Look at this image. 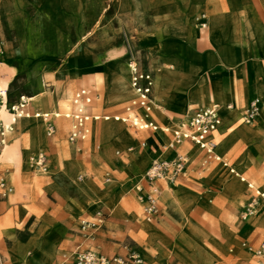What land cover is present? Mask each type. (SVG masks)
<instances>
[{
    "label": "rangeland",
    "instance_id": "rangeland-1",
    "mask_svg": "<svg viewBox=\"0 0 264 264\" xmlns=\"http://www.w3.org/2000/svg\"><path fill=\"white\" fill-rule=\"evenodd\" d=\"M207 2H216L220 6H206ZM183 4L193 6L191 24L186 21ZM215 6L219 8L223 21L218 30L210 22ZM0 13L7 14L16 23V32L8 37L10 44L7 47L15 50L18 65L9 68L0 63V79L6 95L29 96L25 97L27 105L21 109L20 118L5 132L0 148L5 142L13 141L8 132L13 127V134L21 137L24 151L32 157L42 153L46 165L42 169L32 162L33 167L22 172L28 158L23 160L22 157L16 166V160L9 161L0 156V170L11 187L10 192L0 197V264H72V250L75 243L81 241L84 246L107 257L137 254L144 264H182L175 252L182 250L189 257L193 242L208 250V258L202 264H264V258H258L249 249V246L254 248L264 243V221L255 225L250 223L264 213V202L253 188L247 187L250 185L259 192L264 191V147L257 150L260 146L256 144L240 146L238 142L242 139L253 143L259 133L248 128H245V135L237 129L225 137L218 131L211 133L218 141L216 152L233 165L236 173H245L240 174L243 181L227 174L228 167L222 166V159L201 168L202 151L189 143V146L196 147V152L190 156L186 154L187 175L177 179L174 186L181 188L185 202L172 207L160 204L163 216L153 222L160 224L149 223L154 227L162 224L167 237L162 230L161 234L170 245L168 249L160 245L159 240L152 241L138 234L146 222L140 217L129 186L134 178L142 176L148 163L137 172L131 170V163L122 158L124 153L140 151L138 141L151 131L111 117L125 116L126 106L133 111L128 113L131 119L137 111L129 101L133 88L127 64L133 63L138 70H153L155 83L151 95L155 99L169 90L176 92L174 95L190 106L183 95L194 92L197 80L208 69L197 64L195 59L204 60L209 54L213 62L218 61L207 42L216 49L220 59L233 50L248 58L260 54L264 62V0H0ZM182 21L181 31L173 30L172 24ZM233 27H236L235 31ZM200 28H203L201 33ZM236 36L241 39V48L238 52L232 48L227 50ZM203 38L207 42L201 40ZM187 39L189 58L180 59L175 52L168 50L172 41ZM141 40H151L145 43L151 56L138 45ZM0 41L3 43L1 37ZM137 49L143 52L139 57L134 56ZM156 56L160 57L161 64L155 61ZM73 71L78 76L72 75ZM259 85L264 86L263 83L257 84L255 95L264 115V92H257ZM81 87L90 90L94 113L109 115L110 119H89L86 122L89 132L79 144L82 151L77 152L76 146L67 141L68 119L58 117L55 122L63 131L55 127V132L47 136L45 119L40 116L59 114L71 108L72 96ZM65 94L69 96L64 98ZM34 95H44V98ZM49 95L48 100L46 96ZM120 95H128V98L120 99ZM118 99L117 103L106 105ZM49 101L51 106H47ZM212 103L214 106L218 104L215 99ZM183 118L181 121H186V116ZM61 119L65 121L66 129ZM154 121L157 124L153 131L159 152L157 159L161 156V142L168 143L163 130L167 124ZM175 121L168 126L169 129L176 127L180 119ZM31 123L37 126L24 143L26 127ZM238 123L255 126L244 123L241 115ZM127 138H132L130 146L121 145ZM263 142L264 133L258 144ZM218 167L220 173L224 172L226 192L234 186L244 187L227 197L216 177L206 178L212 168L216 170ZM105 171L111 175L109 182L104 181ZM258 172L261 178L256 176ZM79 175H83L82 180H77ZM84 181L89 186L82 187ZM169 190L179 192L177 188ZM204 190L212 192L203 197ZM253 198L258 204V214L241 219L238 212ZM85 204L93 205L92 210H84ZM128 208L133 209V217ZM98 210L104 213L103 222L90 236L84 235L80 221L91 220ZM123 264L137 263L129 259Z\"/></svg>",
    "mask_w": 264,
    "mask_h": 264
},
{
    "label": "crops",
    "instance_id": "crops-1",
    "mask_svg": "<svg viewBox=\"0 0 264 264\" xmlns=\"http://www.w3.org/2000/svg\"><path fill=\"white\" fill-rule=\"evenodd\" d=\"M213 4L219 5V3H216V2H211V3L207 2L206 6H211ZM183 6H184V15L186 16L187 20L191 24L193 22V19H192V17H193V6L188 7L185 4H183ZM194 24H195V22H194ZM194 24H193V27H194ZM15 28H16L15 21L11 20L7 14L0 13V37L3 39V43H1V53H0L1 60H0V63H4L9 68H12V67L16 68L18 66L16 64V52H15V50L13 48L11 49L10 47L9 48L7 47L10 44V40H8V37L14 36V33L16 32L14 30ZM202 29L203 28H200V33H201ZM235 29H236V27H233L234 31H235ZM201 40H206V39L203 38ZM233 40L235 42L228 44L227 50L229 48H232L235 50L237 49V52H238L239 51L238 48H241V46H242L241 39H238L236 36ZM146 42L149 43V42H151V40H141L138 45L141 47L143 52H147L151 56L149 48L145 47ZM206 42H207V40H206ZM171 43H172L171 44L172 47H169L168 50H172L173 52H175L180 59L187 57V51H188V47H189L188 46L189 45L188 39L185 41L176 40V41H172ZM207 44L213 50L218 61L213 62L212 57H210L209 54L206 55V58L204 60H199V58L195 59L197 64L203 65V67L208 68V69L206 70V73L204 75H202L197 80V85H196V89L194 90V92L190 95H187L185 92V95H183L185 97V100L189 103L190 106H188L184 101L179 100V98L176 95H174V93L170 92L169 90H165L162 93V95H160L159 98L155 99L153 97V95H151V91L153 90L154 83H155V77H154L153 70L151 71L149 69L148 70H140L139 69V71L144 72V73H148L152 77V87H151V91H150V95H151L150 96V102L152 105L151 110L145 116L142 108H140L138 105L131 104L132 99H134V97L136 95L134 90H133V95L129 100L130 104L133 107H135V109H137L133 118L131 119L130 114H128L130 111L133 112L132 109L130 110V106L125 107V113H126L125 116H120V115L111 116L112 119L115 121L120 120L122 122H126V121L132 122V121H136V120L139 121L140 120V121H146L145 123H151L152 126H154V128H153V127H139V125H138L139 128L147 129L151 132L143 134L141 140L138 141L137 149L140 151L123 154L122 158L124 159V161H129L131 163V167H132L131 170L140 172V170L142 168L143 169L145 168L147 163L149 166L151 161L153 159H156L155 157L158 156L159 152L157 150V138L153 134V131H155L157 128V124L154 123L155 122L154 120H156L157 122H159L162 125L167 124V125H165L163 130H164V133L167 137L166 142H169L171 140V137H172L171 132L174 129H176L177 127H179L181 124L186 123L187 120L189 119V117L194 113V111L198 108H201L200 105H203V107L214 106L211 99H209V96L207 95L208 92H211L214 94L212 96L214 97V99L218 103L217 106H215V107H217V112L219 113V117H220V119H222V123H219V125L217 126V128L214 131H216V132L218 131L220 135L225 137L226 135L230 134L232 132V130H234V129H237L240 132V134L245 135L246 134L245 128H248V129L252 130L253 132L259 133V137L253 143H249V142L247 143L245 140L240 139V140H238L240 146L243 144H246L247 146H251L252 144L253 145L256 144V145L260 146V148L257 150H260L264 147V142L262 144H258L259 139H261V135L264 133V115L261 114V110L259 111V115L255 119V121L248 124V125H255V126L248 127L246 125L238 123V118L240 115L242 116V114L244 112L243 109L245 108V106L248 105L249 102L254 98H257L259 100V98L256 97V95H255V91L257 88V84H260V83L264 84V62L262 61V57H260V54H259L256 57L248 58L247 56L240 55L239 53L236 54L232 50V52L227 51L228 52L227 55L220 59V57L217 55L216 49L213 46H211L208 42H207ZM5 47H7V48H5ZM12 51L15 53L11 54ZM154 53L155 52H153V54ZM187 58H189V57H187ZM71 74L74 75L75 77L78 76L76 74V72H74V71L71 72ZM130 80H131V74H130ZM199 80H201V82L198 84ZM175 85H176V83H175ZM176 86L180 89H183V87L179 86L178 84ZM81 89H85L86 94L90 97V101L88 103H85L83 100L78 101L77 103L74 102L75 94L77 92H79ZM197 92H200L201 95H195ZM34 96L35 97L39 96V98H44V95H34ZM68 96L69 95L65 94L64 98H66ZM110 96H112V95H110ZM120 96H121L120 99L128 98V95H120ZM20 97L28 98L29 96H26L23 94H21V95H7V104L11 105V104L19 102ZM46 98L49 100L50 95L46 96ZM91 99H92V94H91L90 90H88L85 87H81L78 90H76L72 96V100H71L72 107L71 108H68L65 111H61L59 114H52V113L48 114V118L50 116H52V118L49 120H51L53 122L54 127H56L59 131H63V130H60L58 128V122L57 121L55 122V120L58 117H61L63 119H68L70 121L69 125L67 127V141L69 144L76 146L77 152L82 151V147H80L79 144L85 139L86 136L83 139H77L76 141L71 142L68 140V135H69L70 127L74 121L72 115L78 111L80 104L83 107L82 109H83L84 113H86L88 115V119L84 123L85 127L87 129V134L89 132V129L87 127L86 122L89 119H98L100 117H102L104 120L110 119L109 115L100 116L99 114L94 113V111L91 107ZM120 99L112 100V101L106 103V105L115 104ZM26 102L27 101L25 100L23 107H25L27 105ZM227 105H230V107H227ZM47 106H51L50 101L48 102ZM127 107H129V109H127ZM260 107H261V104H260ZM40 109H42V108H40ZM20 116H21V113L16 115L15 121L17 118H20ZM184 116H186V118H187L186 121H181L182 119H184L183 118ZM115 117H118V118L116 119ZM177 119H180L179 123H177V126L174 127L173 129H169L168 126L171 124H175V122H176L175 120H177ZM132 124L135 125L133 122H132ZM36 126H37L36 124L34 125L31 123L30 125H28L26 127V134H25V137L23 140L24 143L29 140L30 131L32 132ZM230 126H233V128L231 130L229 129ZM65 129H66V127H65ZM13 131H14L13 127L10 128L8 131L9 134L12 136V139H13V141L10 143L15 142L18 144L19 148L21 149V156L23 157V160L32 156V154L26 153L24 151V145L23 144L21 145V137H17V135L13 134ZM227 131H230V132L227 133ZM210 137L213 138L214 141L216 142L214 152L219 158L218 159H212V160L208 161L207 163H204L205 151L203 149L199 148V146H197L195 144L202 151L200 163H199L201 168H207L212 162H219L222 159V160H224L222 163V166L228 167L227 168V174L235 175L236 177L240 178L243 181V178L240 176V174L245 175V173L238 174L234 171L233 165L230 164L229 161L224 159V157L222 155H219L216 152V147L218 144L217 139L215 137H213V135H210ZM130 140H132V138H127L124 141V143L121 145H125V146L129 145L130 146ZM189 143H193V142L185 139L181 143L174 146L173 148H164L163 145H165V144L161 142V144H160L161 156H159L157 159H159V158H171L172 156H174L175 153H181L185 156L187 154L188 156H190L189 154H193L196 152V147L195 146H189ZM183 150L185 151V153L182 152ZM257 150H254V151H257ZM95 153H96V150H95ZM251 153H249V154L251 155ZM51 157H52V154H51ZM52 159L54 160L53 157H52ZM186 159H187V157H186ZM186 163H185L184 173L178 179L184 178L187 175L188 169H187ZM114 166H115V163H114ZM32 167L33 166L29 162L28 163L26 162V164L24 163V165L22 167V169H23L22 172L25 170L27 171ZM110 176H111L110 173L108 171H105L103 174L104 181L109 182L111 180ZM256 176L260 177V173L258 172ZM211 177H214V178L216 177V179H218L220 181L221 186H222L223 191H224V194L227 197L233 195L234 193H238V191L244 187V186H241V187L234 186L231 189H229L228 192H226L225 181H224V172L220 173L219 167L216 168V170H214L212 168L210 170V172L206 174V178H211ZM220 177H222V178H220ZM82 179H83V175H82ZM34 182L36 183V180H34ZM158 184L161 187V192H160V195L158 197V213L155 217H153L151 219H147L144 217V215L142 213V204L137 198V191L135 188L136 185L145 186V183L143 181H141V177L134 178L132 183L129 186V190L131 191V194L133 195V198L136 201V205L138 206V209L140 212V217L146 223L153 224V222H158L159 217L163 216L162 212L160 211L159 205L165 204L164 198L166 197V194L169 193V191H170L169 188L173 187V188H177L179 190V193L177 196L178 200H175V202H173L169 205L165 204L166 206L172 207V206H175V204H180V203L184 204V202H185L183 200L182 195H181V188L180 187H174L175 183L173 185H168V186L165 185L164 182H158ZM247 187H251V188H253V190L255 189L253 186H250V185ZM209 192H212V191L204 190L202 196L203 197L208 196ZM1 204L2 203L0 202V206H1ZM257 206H258V204H257ZM92 207H93V205L92 206H87V204L83 205L84 210H87V211H91ZM239 212H238V214H239ZM257 214H258V210L253 215V217ZM253 217L251 216L250 218H253ZM262 221H264V218L256 219V221H254L251 225H253V224L255 225L256 223L262 222ZM159 224L160 223H158L157 225H159ZM153 225H155V224H153ZM157 225H155V226H157ZM161 230H162L163 234L165 235L162 226L158 227V235H160V236L157 235L156 237L153 238L152 241L159 240L160 245H165L169 249L170 245L167 244V242L163 239L162 234H161ZM152 241H150V242H152ZM213 242L215 244L219 245L218 241L213 240ZM0 243H1V239H0ZM171 243H172V241H171ZM77 246H80L81 248L91 249L88 246H84L82 241L76 242L74 245V248L72 250V253ZM230 251H231V249H230ZM72 264H73V262H72Z\"/></svg>",
    "mask_w": 264,
    "mask_h": 264
},
{
    "label": "built area",
    "instance_id": "built-area-1",
    "mask_svg": "<svg viewBox=\"0 0 264 264\" xmlns=\"http://www.w3.org/2000/svg\"><path fill=\"white\" fill-rule=\"evenodd\" d=\"M205 27V23H202ZM1 51V42H0ZM131 86L135 92V97L132 99L131 104L138 105L143 109L146 116L151 110L150 91L152 87V77L148 73L139 71L135 66L131 72ZM83 100L85 103L90 101V97L86 94L85 89H81L75 94L74 102ZM25 103V98L20 97L19 102L8 105L7 100L4 101L0 95V110L3 106L10 110L13 114L18 115L21 113V109ZM83 107L79 106L78 111L72 115L73 123L69 130L68 140L73 142L77 139H83L87 134L85 127V121L88 119V115L84 113ZM129 109V107H127ZM260 111V101L257 98L252 99L247 108L242 114V120L244 123L249 124L255 121ZM46 122V135L51 136L55 127L51 120L48 119V114L41 115ZM116 119L118 117H115ZM139 127H153L151 123L139 124L140 120L132 121ZM220 123V117L217 112V107H201L194 111L189 117L186 123L181 124L179 127L171 132V140L163 145L164 148H173L183 140L187 139L199 148L205 151L204 163L212 159H218L214 149L216 142L210 137L211 133L217 128ZM9 126L3 125L0 121V138L3 142L5 132ZM143 145V144H142ZM31 161L36 167L46 168L45 157L42 153L32 157ZM186 163V156L181 153H175L171 158H159L153 159L149 166L145 169L141 176V181L145 183L143 185H136L137 198L142 204V213L145 218L151 219L158 213V197L161 192V187L158 182H164L165 185H173L176 180L184 173ZM82 175L77 177V180H81ZM11 191L6 183L5 177L0 170V197L5 196ZM255 194L264 202V191L259 192L254 189ZM257 201L252 199L247 203L239 212L241 219L245 220L253 216L257 212ZM104 219V213L97 211L95 216L91 219H83L80 221V228L84 235L90 236L95 230H97ZM244 245V243H243ZM249 249L258 257L264 258V243L259 244L257 247H250ZM73 264H123L125 261L131 259L134 263L144 264L143 259L137 254H129L127 256L113 255L104 256L91 249L81 248L77 246L73 253Z\"/></svg>",
    "mask_w": 264,
    "mask_h": 264
},
{
    "label": "bare ground",
    "instance_id": "bare-ground-1",
    "mask_svg": "<svg viewBox=\"0 0 264 264\" xmlns=\"http://www.w3.org/2000/svg\"><path fill=\"white\" fill-rule=\"evenodd\" d=\"M217 5V4H216ZM195 12V11H194ZM185 21V20H184ZM184 21H182V23H178V24H172L173 25V30H179L181 31L182 29V26L184 24ZM187 23L189 22L187 19H186ZM185 21V22H186ZM210 22H211V25L213 28L215 29H221V26H223V21H222V15L221 13L219 12V8L217 6H215L213 8V10L211 11V15H210ZM190 26V25H189ZM191 29V28H190ZM209 29V28H208ZM189 30V29H188ZM216 32V31H215ZM211 35V34H210ZM215 35V34H214ZM203 36V35H202ZM207 36V35H205ZM214 37V36H212ZM211 37V38H212ZM216 39V38H215ZM234 39V38H233ZM233 42H235L233 40ZM217 45V44H215ZM170 47L171 44L169 45ZM162 51V50H161ZM165 52H167L166 50H163ZM220 52V51H219ZM142 54V52L139 51V49L135 50L134 52V56L136 57H139L140 55ZM177 55V54H176ZM162 56V55H161ZM171 56V55H170ZM166 57V56H165ZM125 59V58H124ZM155 61L159 64H161V59L160 57L156 56L155 57ZM134 67V64L131 63V64H127V71L131 74L132 72V69ZM203 67V66H202ZM105 68V67H104ZM160 70V69H159ZM197 70V69H196ZM164 74V73H163ZM159 75V74H157ZM167 77V76H166ZM169 78V77H168ZM171 78V77H170ZM173 79V78H171ZM158 80V79H156ZM1 81V79H0ZM160 81V80H158ZM176 81V80H175ZM2 83V84H1ZM7 84V83H6ZM162 84V83H161ZM164 84V83H163ZM170 84V82H169ZM162 87V86H161ZM170 87V86H169ZM168 88V87H167ZM181 90V89H180ZM6 89H5V85L4 83L1 81L0 82V95L2 97V99L4 101L7 100V95H6ZM184 92V91H183ZM257 92L258 93H261V92H264V86L263 85H259L258 89H257ZM176 93V92H175ZM174 93V94H175ZM179 94V93H178ZM180 95V94H179ZM196 95H201V93H197ZM207 95L209 96V99H211V101L213 102L214 101V97L212 96L213 93L211 92H208ZM235 98V97H234ZM188 100V99H187ZM76 106V105H75ZM15 117H16V114H13L12 112H10L9 109H7L5 106H3L0 110V121L3 123V125H6V126H11L14 121H15ZM62 121V125L64 127H66V123L63 119H61ZM68 127V126H67ZM110 127V124L108 126V128ZM111 130V129H110ZM106 131V130H105ZM108 132V131H106ZM42 135V134H41ZM111 136V135H110ZM105 139V138H104ZM33 140V139H32ZM44 140V139H43ZM31 142V141H30ZM38 142V141H37ZM42 142V141H41ZM28 143V142H27ZM30 145V144H29ZM37 146V145H36ZM35 146V147H36ZM17 150V151H15ZM0 156H3L4 158H6L7 160L9 161H13V160H16V166H17V163H20L21 160H22V156H21V151H20V148L18 146L17 143H6L0 148ZM31 158L32 156H30L28 158V161L29 163L33 166V163L31 161ZM58 160V159H57ZM58 163V162H57ZM69 163V162H68ZM68 166V165H67ZM15 172V169L12 171V173L10 174V180H11V176L13 175V173ZM86 186H89L85 181L83 182L82 184V187H86ZM78 188V187H77ZM228 188V187H227ZM81 189V188H80ZM169 189H173L172 188H169ZM258 189V188H257ZM86 190V189H85ZM90 190V189H89ZM81 191V190H80ZM87 192V191H86ZM88 193V192H87ZM179 193V192H178ZM178 193L176 194L175 192H169L166 194V197L164 198V203L166 205H169L173 202H175V200H178L177 199V196H178ZM78 194V193H77ZM80 194V193H79ZM84 194V193H83ZM86 195V194H85ZM88 195V194H87ZM92 195V194H91ZM81 197V196H80ZM88 199V198H86ZM90 199V198H89ZM132 204V203H131ZM134 206V204H133ZM180 206V205H179ZM131 207V206H130ZM127 208V207H126ZM132 208V207H131ZM176 208V207H175ZM178 208V206H177ZM180 209V208H179ZM128 210V213L130 214V216L133 217V215L135 214L133 209H127ZM126 211V210H125ZM167 214V213H166ZM185 216V215H184ZM253 217V216H252ZM259 218H264V213H262L261 215H259L257 217V219ZM187 219V218H186ZM250 223L252 224L253 222L250 221ZM162 226V224L160 225ZM138 234L140 236H147L149 238H151V240H153L154 237H156L158 235V227H154L152 226L151 224L149 223H143L140 227V229L138 230ZM160 236V235H158ZM189 251H190V256L187 257L185 256L184 253H182V250H179L177 249L176 251V257L182 262V264H202V263H205L204 262V259L205 258H208V250L206 247H204L202 244L198 243V242H193L192 245H191V248H189Z\"/></svg>",
    "mask_w": 264,
    "mask_h": 264
}]
</instances>
